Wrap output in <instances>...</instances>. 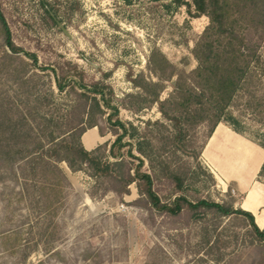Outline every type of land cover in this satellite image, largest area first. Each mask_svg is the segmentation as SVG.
Here are the masks:
<instances>
[{"label":"rangeland","instance_id":"rangeland-1","mask_svg":"<svg viewBox=\"0 0 264 264\" xmlns=\"http://www.w3.org/2000/svg\"><path fill=\"white\" fill-rule=\"evenodd\" d=\"M126 1L0 0V14L11 42L21 50L16 56L25 64L23 82L27 83L19 86L12 72L0 67V94L20 109H24L20 102H25V95L31 94L26 109L48 121L36 120L47 136L48 131L57 133L70 118L74 98L68 86L62 92L57 90L51 70L60 78L82 79L86 86L96 83L118 109V119L126 129L123 142L128 146L120 151L122 156L111 158L105 152L104 159L114 164L116 172L132 176L137 161L125 154L130 149L142 160L141 172L151 176L153 190L162 203L183 196L192 202L205 199L238 209L234 191H222L200 156L194 160L188 155L199 152L204 127L189 131L184 142L189 144L186 153L177 151L174 156L159 158L155 140L150 141L158 131L151 123H164L169 132L171 127L157 106L138 113L121 106L127 94L137 92L128 75L150 77L146 61L153 48L177 70L189 72L195 67L190 52L207 19L190 18L184 7L167 9L161 6L163 2ZM4 52L8 51L0 40V56ZM23 54H33L36 62ZM170 91L167 83L161 99ZM35 97L43 98L39 105L33 104ZM242 121L246 138L256 139L258 127L248 116ZM99 124L106 140L102 142L109 145L115 138L104 121ZM164 163L182 175L180 191L167 177ZM58 167L69 186L56 199L48 196L52 201L48 208L40 195L39 181H28L24 186L11 180L0 183V264H197L199 259L206 262L201 264H213L215 255H205V249L197 245L203 226H216L231 242L222 251L229 254L226 261L252 257L246 247L249 229L242 218L218 219L203 209L197 211V219L186 210L171 217L137 202L135 183L128 186L127 195L120 197L111 191L103 195L102 181L91 177L86 167L74 172L64 162ZM38 199L41 204L34 203Z\"/></svg>","mask_w":264,"mask_h":264},{"label":"trees","instance_id":"trees-1","mask_svg":"<svg viewBox=\"0 0 264 264\" xmlns=\"http://www.w3.org/2000/svg\"><path fill=\"white\" fill-rule=\"evenodd\" d=\"M150 1L163 2L161 6L167 9L184 7L190 18L207 19V25L190 52L195 62L192 70H177L157 48H153L146 61L150 77L143 73L135 77L128 75L137 92L123 98L122 108L138 113L156 105L162 119L171 127L169 132L164 123H151L158 131L155 137L150 138L151 143L155 140L157 144V147L154 146L155 154L163 158L167 154L174 156L177 151L186 153L189 144L184 142L189 131L204 127L205 137L199 152L188 154L197 160L207 139L219 123L246 138L245 124L242 121L245 116L259 129L256 139H246L264 150V0ZM126 2L129 3L128 0ZM0 40L10 53L4 52L0 56V67L3 71H11L19 86H27L23 82L25 64L16 56L21 50L11 42L1 14ZM23 56L33 63L36 62L33 54ZM51 72L57 90L62 92L68 86L74 95L73 105L68 112L70 118L60 130L57 129V133L48 131L46 136V130L41 131L36 122L46 121L45 118H38L26 109L31 94L27 93L25 102H20L25 110L17 108L13 100L0 94V183L11 180L24 186L28 181H39L40 195L44 197L48 208L52 205L48 196L56 199L69 186L58 164L64 162L72 172L86 167L91 177L102 181L105 186L103 195L107 191L120 197L127 195L128 186L135 183L139 196L137 202H143L158 213L176 217L186 210L192 212V217L197 219L200 216L197 211L203 209L218 219H244L249 229L246 234V247L252 253V257L246 261H240L239 257L235 262L226 261L229 254L222 251L231 242L222 236L216 226H203L197 245L201 250L205 249V255H215L211 260L213 264H264V228L259 230L256 227L250 213L205 199L192 202L183 196L174 197L170 203H162L153 190L151 176L141 172L142 160L132 155L130 149L125 154L137 161V165L131 169L132 176H121L116 172L114 164L104 158L106 151L111 158L121 157L120 151L128 146L123 142L126 129L118 119V109L111 104L110 99L105 98L98 84L86 86L81 83L82 79L75 80L69 75L60 78L54 70ZM167 83L170 84L171 91L167 98L161 99ZM41 99L35 97L33 104L39 105ZM101 121L108 125V133L114 136V141L109 145L104 142L91 151L84 150L80 144V136L91 128H96L98 134L104 136L99 124ZM137 152L142 155L141 149ZM163 168L167 177L180 191L182 175L170 170L166 163ZM258 177L264 183V161ZM34 203L41 204L39 199ZM233 238L236 240V236ZM198 262L197 264L206 263L203 259Z\"/></svg>","mask_w":264,"mask_h":264},{"label":"crops","instance_id":"crops-1","mask_svg":"<svg viewBox=\"0 0 264 264\" xmlns=\"http://www.w3.org/2000/svg\"><path fill=\"white\" fill-rule=\"evenodd\" d=\"M86 135L83 141L82 137ZM103 139H105L104 136H100L96 128H91L80 136V144L84 150L91 151L103 144L102 141H106ZM208 148L210 150L205 156ZM241 148L246 149L252 158H246V160L240 158L238 155ZM200 159L222 191L226 189L234 191L237 196V207L250 213L256 227L262 230L264 228V183L258 177V173L264 161V150L219 123L207 139L200 153Z\"/></svg>","mask_w":264,"mask_h":264},{"label":"bare ground","instance_id":"bare-ground-1","mask_svg":"<svg viewBox=\"0 0 264 264\" xmlns=\"http://www.w3.org/2000/svg\"><path fill=\"white\" fill-rule=\"evenodd\" d=\"M86 137H87V135L86 136H84V137H82V140L83 141H85V139H86ZM215 142V141H214ZM210 148V147H209ZM206 149V151H205V156L208 154V151L210 150V149ZM248 149V148H247ZM238 150V149H237ZM217 151V150H216ZM224 151V150H223ZM222 151V152H223ZM236 151V150H235ZM238 152V151H237ZM225 153V152H224ZM239 157H243V158H245V160H246V158H252V157H250V153L246 150V149H243V148H241L240 149V154L238 155ZM246 163V162H245Z\"/></svg>","mask_w":264,"mask_h":264}]
</instances>
